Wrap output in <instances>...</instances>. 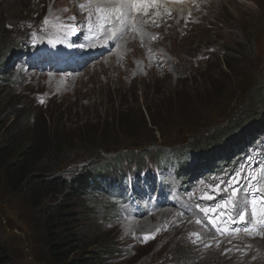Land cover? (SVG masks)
<instances>
[{
  "label": "rangeland",
  "instance_id": "obj_1",
  "mask_svg": "<svg viewBox=\"0 0 264 264\" xmlns=\"http://www.w3.org/2000/svg\"><path fill=\"white\" fill-rule=\"evenodd\" d=\"M93 2L0 0V61L11 60L8 67L2 69L10 82L0 83L2 125L6 128L15 122L19 129L23 128L26 145L32 140L41 146L44 144L36 166L47 169V175L74 177L81 165L92 164L93 157L99 159L92 164L95 167L119 163L120 158L126 159V152L139 153L141 162L138 168L141 165L146 167L143 172L140 169L136 171L140 175L138 188L141 190L138 192L146 199L150 195L151 184L146 188L142 180L146 169L154 166L147 164L151 151L158 150L159 154L163 149L165 154L174 151L181 161L188 160L191 153L185 151V147L190 149V144L179 145L188 138L191 141L198 137L206 124L207 127L213 124V130H209L213 132L225 124L235 123L232 130L235 135L245 124H252V118L246 122L231 120L244 114L240 110L253 98L257 89H264V0H217L207 12L196 6V11L185 18L174 19L167 15L188 11L187 6L196 2L181 0L176 3L178 8L164 7L163 17L158 15L156 24L145 31L141 29L144 23L154 20L152 10L146 12L142 20L136 18L135 23L134 17H127L125 22L130 25L126 31H133L120 40L117 37L109 39L111 32L107 27L103 30L98 27L99 16L103 13L97 12ZM81 5L84 7L81 8ZM100 8L110 10L113 7L104 5ZM46 18L49 20L47 25L43 23ZM259 22L263 27L257 25ZM118 23L115 22L114 27H117V32H122L124 27H120L123 24L118 27ZM75 29L77 36L73 34ZM70 36L69 40L63 39ZM214 42L219 47L217 51L224 54L216 53L206 65L209 69L203 75L194 67L196 76L187 77L185 82L180 83L182 86L174 88L176 77L169 68L172 62L180 55L192 56L198 48H207ZM67 43H76L83 51L108 44L97 59L88 57L87 62L72 59L74 65L66 63L59 71L54 67L40 71L37 64L29 65V56L33 53L45 51L50 55L67 56L68 52L62 50H66ZM20 44L27 47L23 59L21 54L15 58L18 55L15 49L20 50ZM227 65L231 68L227 69ZM227 90L232 94L230 104L227 103ZM256 99L260 104L263 101L257 108L256 114H259L264 111V94L258 92ZM13 106L18 112L10 116ZM230 109L228 115L226 112ZM49 111L54 113L53 117L47 115ZM223 114L227 118L219 121L223 119L220 118ZM27 116L29 119L24 124L21 120ZM126 119L131 128L125 127ZM228 131L230 126L222 130ZM222 132H215L203 142L219 141ZM201 140L197 139L195 144ZM159 142L163 143L157 145ZM203 142L201 146H204ZM257 144L253 147L254 161L258 163L253 169H246L248 173H244L240 166L237 172L233 169L224 174L244 175L243 184L239 181L234 184L235 189H239L237 200L241 202L240 209L245 208L242 202L250 201L252 197V182L248 177L254 171L264 169V166L260 167L264 161V142ZM108 145V149L103 150ZM51 152H57V155L49 156ZM251 152L247 154L246 149L243 150L237 154L236 161L243 155H251ZM137 161L133 162L138 164ZM231 163L233 160L229 161ZM132 167L137 166L127 167L124 172L129 174L128 170ZM169 174L162 173L158 178ZM1 179L0 174V236L11 260L14 264H53L43 245L45 230L41 214L22 194L6 188ZM195 182V189L209 190L198 195L195 201V207L201 211L199 215L207 219L200 237L206 245H210L199 249L197 264H264V228L257 233L262 238L246 233L243 230L246 226L253 228L252 232L257 231V226L240 222L235 211L218 212L216 200H212L215 195L210 191L220 193L230 188L223 183L222 177L206 174ZM224 193L230 195V192ZM165 195H159L158 199L151 195L147 199L151 207L148 212L134 196L135 199L121 212L118 211L111 222L94 218V210L89 218L82 207L84 203L80 204L68 222L71 229L79 231L78 250L70 254V259L84 256L95 264H175L166 256V246L163 249L158 246L167 239L172 240L178 227L187 229L193 224L181 219L173 210H163L161 201ZM205 196L210 198L205 199ZM60 198L61 194L56 195L52 203H59ZM45 202L49 203L48 198L42 204ZM96 205L100 209L98 202ZM205 208L209 209L207 214L202 211ZM190 209L193 207L186 215L191 214ZM150 213L153 215L149 216ZM222 213L226 216L219 218ZM246 214L251 221L250 206ZM227 215L235 218L227 232L213 233L210 225L220 228V221H226ZM213 218L217 221L216 225L209 223ZM159 233H165V237L157 235ZM145 236L153 238L145 240ZM192 237L196 238L187 233L181 243L190 246L188 240ZM113 238L117 248L121 249L118 250L121 256L117 259L99 258L92 253L99 243H108ZM196 243V240L192 241L190 248H196Z\"/></svg>",
  "mask_w": 264,
  "mask_h": 264
},
{
  "label": "trees",
  "instance_id": "obj_2",
  "mask_svg": "<svg viewBox=\"0 0 264 264\" xmlns=\"http://www.w3.org/2000/svg\"><path fill=\"white\" fill-rule=\"evenodd\" d=\"M23 50V49H22ZM17 52H20L17 50ZM10 63L9 59L0 61V83L10 82L5 75L3 68H7ZM5 66V67H4ZM231 68L230 66H228ZM6 80V81H5ZM229 90V89H228ZM228 93L227 103H232V94ZM214 92H217L214 91ZM258 92L262 94V90L257 89L253 98L240 110L244 112L237 121L246 122L252 118V124L248 125V132L259 133L261 127L264 129V121L262 120L264 112H258L262 103H258ZM30 108V107H28ZM25 111V108H24ZM51 111V110H50ZM47 112L53 117L54 113ZM18 112L16 107H12L10 116ZM6 114H4V117ZM51 117L48 119L51 120ZM28 116L21 121L24 124L28 121ZM262 120V121H261ZM126 119V128L128 126ZM3 118L0 116V174L2 175V181L6 188H10L11 191L20 193L25 199H28L32 206L38 210L41 214L42 227L45 230V249L47 255L50 256L51 263L53 264H95L84 256L78 259H70V254L78 250V233L77 229L73 230L69 227L68 222L71 221V214L77 208L80 203L81 194L85 193L88 176L83 174L82 177H75L67 180L64 176L47 175V169L43 167H37L36 163L41 159L39 152L42 150V146L35 140H32L31 144L26 145L23 139V128L19 129L15 122H12L10 126L4 127L2 125ZM122 125L118 126L121 127ZM204 134L198 135L203 136ZM223 137V136H222ZM109 146V145H108ZM107 146V147H108ZM227 147H231V144ZM105 148V147H104ZM219 148L224 149V144L219 145ZM227 149V148H226ZM58 150V149H57ZM55 151V150H54ZM210 157L211 160H216L223 157V151ZM59 152V151H57ZM56 152V153H57ZM56 153H49V156H55ZM87 155H85L86 157ZM61 194L59 203H52V200L56 198V195ZM48 198L49 203L42 204L44 199ZM51 201V202H50ZM101 244V243H99ZM116 249H112L110 252L106 245L99 246L95 252H92L96 256H104V254H113ZM101 252L102 254L100 255ZM0 264H14L9 256L8 252L3 246L2 238L0 236Z\"/></svg>",
  "mask_w": 264,
  "mask_h": 264
},
{
  "label": "snow or ice",
  "instance_id": "obj_3",
  "mask_svg": "<svg viewBox=\"0 0 264 264\" xmlns=\"http://www.w3.org/2000/svg\"><path fill=\"white\" fill-rule=\"evenodd\" d=\"M151 3H155V0H151ZM129 6H131L138 12L141 9H144L146 13V9L150 6V3L149 0H119L117 6L113 9L105 10L104 8H97L98 13H104L103 15L99 16L98 27L101 30L107 27V30L111 32V37H109V39H114L117 35L114 23L119 22L122 24L127 19ZM80 7L83 8L84 6L81 5ZM43 23L47 25L49 23V20L46 18ZM262 177H264V169H260L258 172L254 171L253 174L248 177V180L252 182L250 188L252 197L250 201L242 202L245 205L244 209L239 208V204L241 203L237 200L239 189L235 188L223 189L224 192H230V195L219 205V208L224 211H235L236 217H238L240 222L245 223L246 225L248 223L256 225L257 231H259V229L261 228H264V187L261 186ZM232 180H235L238 183L237 177H233ZM227 183L231 184V181ZM204 198L208 199L210 197L205 196ZM249 206L251 207V221H248L246 214V210ZM202 211L207 214L209 212V209L205 208L202 209ZM212 211H215V209H213ZM197 223H199V221H197ZM209 223L216 225L217 221L215 218H213L209 220ZM243 230L246 233L251 234L253 228L246 226ZM222 231L227 232V230ZM151 238L153 237L145 236V240ZM208 246L210 247V245Z\"/></svg>",
  "mask_w": 264,
  "mask_h": 264
},
{
  "label": "bare ground",
  "instance_id": "obj_4",
  "mask_svg": "<svg viewBox=\"0 0 264 264\" xmlns=\"http://www.w3.org/2000/svg\"><path fill=\"white\" fill-rule=\"evenodd\" d=\"M166 1H169V0H164V2L163 1H161V0H155V3L153 4V5H151L149 8H147L146 9V12H148L149 10H152L153 12H154V17H153V21L152 22H148V21H146V23H144V25L142 26V31H145L146 29H148V28H150V27H152L153 25H155L156 24V17L158 16V15H160V16H162L163 17V15H164V7H166V8H169L170 6H172V7H177L178 8V6L179 5H177L176 3H170V2H166ZM195 1H197L198 3H200V1L201 0H195ZM187 2V1H186ZM189 2V1H188ZM164 3V4H163ZM204 3L205 2H203L202 3V5H204ZM193 4V3H192ZM171 7V8H172ZM153 8H156V10L155 9H153ZM183 8H185L184 6H183ZM142 10L143 9H141L139 12L138 11H136L135 9H133V11H134V13L136 14L135 15V17H134V21H133V23H135L136 22V18H138V17H140V19L142 20L143 19V17H144V15H145V13H142ZM180 12V11H179ZM123 24V26L125 27L126 25H127V23L126 22H123L122 23ZM149 31V30H148ZM142 42H143V40H142ZM74 46H76V45H74ZM15 52H17V50L15 49ZM18 53V55L17 56H15V58L16 57H18L20 54H21V52H17ZM31 54V53H30ZM141 55V54H140ZM142 56V55H141ZM144 57V56H143ZM56 74H60V73H56ZM244 197V196H243ZM264 239V238H263ZM146 245V244H145ZM262 249V248H261Z\"/></svg>",
  "mask_w": 264,
  "mask_h": 264
}]
</instances>
